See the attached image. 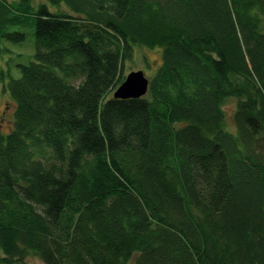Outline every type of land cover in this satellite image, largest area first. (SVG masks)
I'll return each mask as SVG.
<instances>
[{
    "label": "trees",
    "instance_id": "trees-1",
    "mask_svg": "<svg viewBox=\"0 0 264 264\" xmlns=\"http://www.w3.org/2000/svg\"><path fill=\"white\" fill-rule=\"evenodd\" d=\"M32 34L0 69V264H264V0H0V43ZM134 46L162 65L115 99Z\"/></svg>",
    "mask_w": 264,
    "mask_h": 264
},
{
    "label": "rangeland",
    "instance_id": "rangeland-1",
    "mask_svg": "<svg viewBox=\"0 0 264 264\" xmlns=\"http://www.w3.org/2000/svg\"><path fill=\"white\" fill-rule=\"evenodd\" d=\"M16 30V29H14ZM36 54L35 38L28 35L26 41L22 44H12L7 41L0 43V69L5 72L11 71L14 78L21 77L20 66L29 65L35 60ZM162 65V50L160 48L148 49L144 47L134 46L133 57L124 63L123 72L127 76L132 71H144L147 77L153 76ZM10 78H7L5 84L8 85ZM3 83H0V87ZM2 96V97H1ZM15 106L8 97L0 93V128L9 130L12 127V113ZM236 110V100H229L224 106L225 128L227 131L236 134L237 129L234 122V114ZM14 124V113H13ZM5 133V132H4ZM7 134V133H5ZM28 264H43L42 261L30 256L27 259Z\"/></svg>",
    "mask_w": 264,
    "mask_h": 264
},
{
    "label": "water",
    "instance_id": "water-1",
    "mask_svg": "<svg viewBox=\"0 0 264 264\" xmlns=\"http://www.w3.org/2000/svg\"><path fill=\"white\" fill-rule=\"evenodd\" d=\"M149 89V79L144 71H132L124 82L114 91L115 99H139L146 96Z\"/></svg>",
    "mask_w": 264,
    "mask_h": 264
}]
</instances>
